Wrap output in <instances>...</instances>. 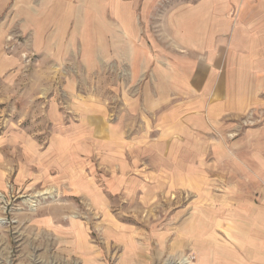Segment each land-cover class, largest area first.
I'll list each match as a JSON object with an SVG mask.
<instances>
[{"label":"rangeland","instance_id":"1","mask_svg":"<svg viewBox=\"0 0 264 264\" xmlns=\"http://www.w3.org/2000/svg\"><path fill=\"white\" fill-rule=\"evenodd\" d=\"M242 1L0 0V264H264V102L188 61Z\"/></svg>","mask_w":264,"mask_h":264},{"label":"crops","instance_id":"2","mask_svg":"<svg viewBox=\"0 0 264 264\" xmlns=\"http://www.w3.org/2000/svg\"><path fill=\"white\" fill-rule=\"evenodd\" d=\"M243 8L254 14L245 16L249 19L239 17L222 42L223 31H214L219 38L214 39L219 41L216 45L210 43L213 34L210 35L207 29L206 41L211 45L206 44L207 54L204 51L201 59L188 60L194 69L190 72L191 77L197 78L200 67H203L202 88L206 91V101L210 102L206 110L211 115L242 112L264 102V2L242 1L239 10ZM122 9L128 10V2ZM195 87L201 89L200 84Z\"/></svg>","mask_w":264,"mask_h":264}]
</instances>
